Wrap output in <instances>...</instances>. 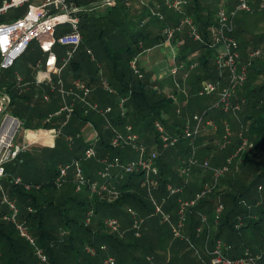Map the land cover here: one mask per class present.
Here are the masks:
<instances>
[{
	"label": "trees",
	"instance_id": "16d2710c",
	"mask_svg": "<svg viewBox=\"0 0 264 264\" xmlns=\"http://www.w3.org/2000/svg\"><path fill=\"white\" fill-rule=\"evenodd\" d=\"M138 1L143 5L139 12H133L129 7L131 4L129 2L132 0H115L112 5L106 4L105 13L97 12V7L100 6L90 8L77 1L78 5L85 6L79 12L82 34L79 48L91 40L92 25L100 26L99 37L103 41L106 64H97L90 69L83 64L84 61H72L71 69L63 79V85L53 86L54 91L48 89V86H45V89L54 98L53 92L59 94L61 88L65 91L77 90V83L83 82L91 89L89 101L96 102L100 108L112 107V112L107 117L95 111L86 114L85 105L76 98L79 105L70 116L74 119L73 123L67 125L70 121L68 120L65 124L64 134L67 136L59 135L58 137H62L59 144L66 147V150L58 153L56 167L50 165L47 168L51 172L47 181L41 179V175L47 174L45 169L39 170L37 166H30L32 162L44 163V155H37L34 158L31 155V159L27 160L24 154L28 150L26 149L18 159L14 160L20 159L19 164L12 165L14 161L10 162V170L14 174L24 171V177L18 176L21 177L23 184L30 185L31 189L27 190L24 185L11 183L13 179L11 177L5 185L2 183V189L0 188L2 196L0 264L40 263L35 247L19 235L12 223L3 219L8 212L3 203L4 192L16 200L20 219L26 222L38 247L42 248L47 255L48 264H102L105 255L109 253L116 258L117 264H209L210 251L213 250L217 240H222L230 246V249L225 250L226 257L240 258L249 251L252 255L262 254L257 264H264V61L260 58L251 59L248 55L250 46H259L262 42L264 43V34L258 37L253 36L249 32L253 24L247 27L242 22L244 18H251L255 14H261L264 21V8H260L261 0H251L253 12L241 13L235 19L234 36L239 42L241 63L248 67V79L238 89L237 97L241 99V102L243 101L242 109L234 115L224 114L223 111L213 107L218 100L217 94L199 95L204 80L214 81L220 75L215 63V50L210 45L213 42V31L218 25L217 12L221 1L187 0L185 14L181 15L175 11L174 14L164 15L163 20L152 16L153 8L148 9L143 0ZM230 1L228 5L232 7L229 4ZM89 14L92 16L90 17ZM184 15L193 19L203 42H197L191 38L188 30L178 33L175 38L174 43L183 41L175 61L187 66L192 62H198L195 69L188 70L190 77L187 88L189 104L192 105L187 104V111H180L176 106L178 101L175 102L169 98L166 90L157 80L151 79L152 76L144 72V78L140 79L131 69L130 62L146 50L165 42L162 29L158 30L157 23L161 25V22L162 28L175 26ZM241 15L243 17L239 18ZM135 17H138L140 21L139 28L117 31V26L127 23L131 25ZM147 17L154 18L144 23ZM106 36L112 45L104 42ZM36 59L35 52L31 53L24 65L25 68L20 70L28 82L35 81L33 70L38 61ZM14 78V72L4 75L0 80V92L6 91L11 96L10 106L11 109L13 108L11 115L22 120L26 129H53L55 121L68 119L64 113L46 122L48 115L42 113L43 108L39 100L32 104L35 95H41V93L34 91L36 87L33 84L31 86L33 93L24 94L22 89L17 88ZM103 80H106L116 91L115 94L108 93L101 87ZM124 98H126V113L122 116L119 104ZM60 105L61 101L53 99L51 105L47 106L46 112L54 114L60 110ZM214 111L218 130L213 131L210 128L214 134L210 141L202 143L203 140H198L195 158L199 161V165L191 166V173L188 175H191V178L181 177L180 168L192 156L189 140L184 138L187 118L192 119L196 113H200V115L205 114L207 121ZM106 118L111 123L110 127L106 126ZM35 119L39 122L33 126ZM224 121H228L231 137L226 136L227 127ZM89 122L94 123L98 132L97 158L90 160L85 157L90 140L86 141V137H83L81 132V128L89 125ZM156 122H160L170 135L180 138L177 147L162 148L155 129ZM203 125L202 132L207 127L206 122ZM127 126H132L133 131L139 135L140 142L145 144L150 152L156 151L159 154L157 164L160 169L158 177L160 190L168 199L165 209L171 213L173 222L177 220L179 197L193 198L197 192L203 190L206 183L213 182V169L224 166L228 158L237 154L229 167L230 172L219 179L217 188L204 196L188 213L184 228L185 239L174 240L171 226L162 224L160 219L154 218L155 209L148 200L147 191L141 187L142 173L128 175L117 182L115 185L119 191L118 194H92L88 187L76 191V182L72 175L61 186L56 184L59 174L58 166L62 163L80 161L85 173L93 177L92 171L96 167H101L97 162L99 158L107 155L111 159L131 158L130 147L114 149L111 146L116 130L126 132ZM232 130L236 137L234 135L232 137ZM70 134L74 136L71 149L67 146ZM231 138V143L228 144ZM244 139L248 140L249 146L238 152ZM225 143L228 145L226 144L223 148ZM214 149L225 151V153L222 156L216 153L212 155ZM132 158L136 156L132 155ZM209 164L214 166L211 167ZM6 171L7 173L9 171L7 166ZM31 178H35L36 181H31ZM187 179L189 180L186 181ZM167 184L182 187L184 192L180 196H169L166 190ZM219 205H223L224 210L217 218ZM129 209L135 210L144 219L140 238H137L131 229L132 217ZM202 216L208 218V223L199 237L197 228L202 224ZM88 217L90 221L87 223ZM106 218L119 219L122 229L119 232L107 229L104 224ZM192 244L198 248L199 252L192 249ZM103 245L107 246L106 252L100 250ZM88 246L98 249L95 256L87 252Z\"/></svg>",
	"mask_w": 264,
	"mask_h": 264
},
{
	"label": "built area",
	"instance_id": "2783aa9c",
	"mask_svg": "<svg viewBox=\"0 0 264 264\" xmlns=\"http://www.w3.org/2000/svg\"><path fill=\"white\" fill-rule=\"evenodd\" d=\"M34 0H5L0 8V15L5 14L12 8L28 6L27 13L11 23L0 24V72L2 70L11 69L14 64L27 52L30 45L35 41H38L42 47L51 48L55 44H60L67 48V56L70 59L75 51L79 48L82 41V34L80 31V16L84 8L78 7L67 0H42L41 4L33 5ZM167 6L170 9L177 11L179 14H185V8L188 6L187 0H166ZM221 5L217 12L218 25L213 31V42L210 45L215 50V63L219 71H228V83L225 86H220L221 80L217 81H205L202 83V88L199 91V95H218V100L213 106L221 111L228 113L230 111H240L242 108V102L237 101V92L248 79V67L241 63V55L239 51V42L234 36L235 31V19L241 13H252L253 6L251 0H236L232 7H229V0H220ZM114 4L115 0H107L106 4ZM260 8H264V0H261ZM152 16L164 19V14L157 11H151ZM147 20L144 21V23ZM143 23V24H144ZM188 33L195 41L203 42L202 36L197 30V27L193 19L184 15L182 20L175 26H165L162 29V35L165 37V43L172 44L178 33ZM182 45L181 41L177 42V50ZM261 55V50L257 49L250 54V58L258 57ZM176 56V55H175ZM139 56L135 57L130 62V67L134 74L140 79L144 78V73L139 66ZM175 58V57H174ZM198 66V62H192L189 66L184 63H175L170 69V76L174 78L175 86L180 91L182 90L181 84L178 81V76L182 72L193 70ZM50 77L44 78L42 72L38 80L39 84L48 82L50 83ZM18 84H22V78L18 77ZM77 90L65 91L61 88V93L64 97L72 95L74 98H78L85 105V113L95 111L101 114L103 117H107L112 112V107L100 108L97 103L89 101L88 97L91 93V89L83 82L77 83ZM101 87L108 93L115 94L116 91L109 85L106 80H103ZM168 97L172 98L175 102L178 101L175 94L168 93ZM236 100V101H235ZM11 96L6 92H0V188L2 189V181L6 177V165L16 159L19 155L26 151L28 148L25 145L15 144V139L19 133L22 122L19 118L11 115L8 111L11 105ZM126 98L122 99L119 104L120 113L125 116ZM235 101V102H233ZM74 111L73 104H65L59 111L52 114L47 121L52 118L58 117L62 114H66L69 119ZM205 114H196L192 119L186 122L184 129V138L189 140L192 147V156L187 163L180 168V176L183 177L191 172L192 165H198V160L195 158L196 145L195 140L200 133L201 127L205 122ZM106 126L110 127L111 123L106 118ZM208 125H212L211 121L206 122ZM227 137L231 136V131L228 124ZM155 129L159 135V140L164 149L175 148L179 144L180 138L178 136L170 135L165 127L160 123H155ZM57 135L60 132H56ZM68 140H72V136L68 137ZM97 135L94 139L90 140L89 146L85 151L86 159L97 158L96 150ZM226 144L223 146L225 147ZM248 140L244 139V146L247 147ZM111 146L114 149L130 147L137 153V158L127 162H120L118 160L111 159L109 156L104 157L101 162L103 163V169L99 175L102 179L95 180L85 175L82 164L80 161H74L71 163L63 164L59 166V174L56 179V184L61 186L69 177V172L74 171V180L76 182V191L82 190L84 187H88L92 194L104 195L106 193L118 194V192L112 190V171L118 170L120 177L124 175L143 174V180L141 187L148 193V199L155 209V215L161 218L163 224L171 226L174 240H183L184 228L186 225L188 213L194 208L198 202L213 189V186L230 170L233 158L227 159V163L219 168L213 169V182L212 186L206 183L203 190L198 192L191 199H183L179 197V210L177 213V220L173 222L172 216L164 209L167 197H163L159 202L154 193L160 190V182L156 177L159 173L157 167L158 153L156 151L150 152L148 147L140 142L139 135L133 131L132 126L126 127V132H115V135L111 141ZM235 156V155H234ZM11 183L15 185H24L25 189L30 190L31 186L23 184L20 177H15L11 180ZM166 190L169 196H180L184 189L179 186L167 184ZM4 192V191H3ZM3 203L6 205L8 212L4 215L3 219L14 225L19 235L35 247L36 256L38 257L39 264H48V258L43 249L39 248L33 235L30 233L26 222L20 219L19 208L15 199L10 198L4 192ZM224 210L223 205H219L217 210V218H219L221 212ZM129 214L132 217V230L137 238L141 237L142 225L144 219L141 218L138 213L129 209ZM92 214V213H91ZM90 214V215H91ZM90 221V217L87 219V223ZM208 223V218L202 216V224L197 228V236H201L205 231ZM105 227L111 231L119 232L121 230V222L117 218H106L104 220ZM230 249L226 243L222 240H217L214 244L213 250L210 251L211 261L209 264H257L262 258V254L252 255L249 251L244 253V256L240 258H229L225 256V250ZM87 252L95 256L98 249L93 246L86 248ZM101 251H107V246L103 245L100 248ZM261 255V256H260ZM102 264H117V260L110 253L106 254Z\"/></svg>",
	"mask_w": 264,
	"mask_h": 264
},
{
	"label": "crops",
	"instance_id": "0c3cea01",
	"mask_svg": "<svg viewBox=\"0 0 264 264\" xmlns=\"http://www.w3.org/2000/svg\"><path fill=\"white\" fill-rule=\"evenodd\" d=\"M3 1L4 0H0V8L3 5ZM67 1L70 2V3H72V4H74V5H76V6H78V7L85 8V6H80V5L77 4V1L78 0H76V1L75 0H67ZM101 1L102 2H105V4L107 2V0H101ZM41 2H42V0H34L32 2V4L33 5H39V4H41ZM235 2H236V0H231L230 3H229L230 6H233L235 4ZM129 3H131L129 5V7L131 8V10L133 12H139V11L142 10L143 5L141 4L140 1H138V0H132V2H129ZM143 3H145V5H147L148 9H150V7H151V8H153V10L155 9V10H157L159 12H161L163 6H166L167 7V1L166 0H143ZM27 11H28V6H26L25 11L21 15H19L18 17H16V18L18 19V18L23 17L27 13ZM177 16H179V15H177ZM14 21H12V22H14ZM8 23H11V22H8ZM1 24H6V23H1ZM181 42L183 43V41H181ZM31 45H30L28 51L30 50ZM178 50H177V43L167 44V43L164 42L162 44H159V45L155 46L154 48H151V49L146 50L139 57V62L138 63H139V66L142 68L143 72L145 74H147L148 76H152L151 79H154L155 81L157 80V82L161 86L164 87V89L166 90L167 94L168 93L175 94L174 91L177 89L176 86H175L174 78L172 76H170V69L173 67V65L175 63H177L175 61V58L174 57L178 53ZM28 51H27V53H28ZM25 63L20 64V66L22 65V67L19 66V68L21 70H23L25 68V66H24ZM53 64L56 65V64H58V62H53ZM49 65H50V61L45 62L44 66H42V62L41 61H39V62L37 61L36 62L35 67H39V69L36 72H35V69L33 70L34 71L33 77L35 79L34 82H37L38 83V80L40 78V73L41 72H42V76H44V78L45 77L46 78H49L50 77V73L49 72L50 71H54V69L51 68V67L49 68ZM30 66H31V64H30ZM44 69L46 71H44ZM189 73L190 72H188V71L182 72L178 76V78H177L178 81H179V83L181 84L182 89L184 90V91L176 90V94H175L177 96V99H178V102L176 103V106H177V108H179L178 110H180V111H183V110L184 111H187L186 110L187 109V104H189V101H190V99H189V93H188V88H187V83H188V80H189V77H190ZM14 74H15V78L14 79H15L17 88L22 89L23 92H24V94H26V95L33 93V90H31V86L33 84H35V83H33L32 81H29V82L26 81L24 79L25 76H23V74L20 73L19 71H15ZM219 74L220 75H219L218 79H216L214 81H217L219 79L221 80L222 77H225V78H223V80H221V83H220V86H225L228 83V78L225 76L224 72L219 71ZM18 77H21L22 78V84H18ZM61 79H62V80H60V81H62L61 82V85H63V78H61ZM50 81H51V78H50ZM205 81H210V80H204L203 82H205ZM47 83L48 82H45L44 84L42 83L44 86L41 85V84H35L34 85L36 87V89H34V91L37 92V93L40 92L41 95H37L36 94L35 95V98H33L34 101L32 100V104L33 103H36L37 100H39L41 107L44 109V108H47V106L51 105V102L53 101V99H56V101H58V102L61 101V105H60L61 107L65 104V102H67L68 104H73L74 109L77 107V105H79L78 102H76V98H74L72 95H68V96L64 97L63 94L60 93V92H59V94L53 92L54 98H53V96H50L46 92V89H45V86H48ZM51 91H53V90L51 89ZM92 103H94V102H92ZM189 105L191 106L192 104H189ZM10 108H11V106L9 107V110H10ZM52 114L53 113H50L46 117V122H48L47 120H48L49 116L52 115ZM196 114H200V113H196ZM215 115L216 114L213 113L212 114V117L211 118L209 117L207 119V121H211L212 122L211 127H214L216 130H218V123H217V119H216ZM57 119H59V118H57ZM68 120H70L69 121V124H67ZM73 120L74 119L72 117V118L67 119V120L66 119L65 120L64 119L63 120L60 119L57 122L55 121L53 123V124H55L53 129H46V130L45 129H37V130L26 129V132H27L26 133V138H27V140L28 139L30 140L29 143L27 144V147H28L27 149H29V147H32L34 145H39L41 147H44V149L45 148H53V147H56V145L59 143V140L62 139V137L61 138H58L59 135H62L64 137L67 136V135L64 134V130L66 129L65 124L70 125L71 123H73ZM207 121H206V118H205V122H207ZM22 124H24L23 121H22ZM214 128H213V131H216ZM42 131H43V134L40 133ZM56 132H60V134L57 135ZM81 132L84 135L83 137H86V141L87 140L94 139L96 135L98 136L97 129L94 127V123L92 124L91 122H89V125L87 124L84 127H82L81 128ZM69 136H72V135L70 134ZM78 137H80V136H78ZM42 140H47V142H42ZM24 142H25V140L23 139V145H25ZM67 142H68L67 143L68 144L67 146L71 149L72 146H73V142H74V136H72V140L71 141L67 140ZM19 145H21V144H19ZM64 150H66V147L60 146L59 151H64ZM128 150H130V149H128ZM129 152H130V157L131 158H128L127 160H125V159L123 160V159H120V158L117 157L115 159L118 160V161H120V162H127V161L134 160V159L137 158V153L135 154L132 149ZM28 153H29V150L26 153H24V154H28ZM40 155H42V153ZM132 155H135L136 158H132ZM107 156H109V155H107ZM102 159L103 158H101V159L99 158L97 160V162L100 163V166L101 167H96L94 169V171H92L93 173H91V174H93L92 175L93 177L88 176L85 173V170L83 169L85 175H87L88 177H90L92 179L102 181V179H101V177L99 175L100 171H102V169H103V163L101 162ZM61 165H63V163L60 164L59 166H61ZM30 166L41 167V166H43V163H40V164L32 163V164H30ZM157 167H158V170H159V173H160L159 166L157 165ZM82 168H83V165H82ZM159 173H158V175L156 177H159ZM6 174H8V173H6ZM70 175H72L74 177V171L69 172V176ZM117 175H118V178L121 179L120 178L119 171L118 170H113L112 171V180H111L112 183H113L114 178L117 177ZM8 176L9 175H6L5 179ZM126 176H128V175H126ZM211 176H212V174H211ZM15 177H20V176L16 175V176H13L11 178H15ZM188 180L189 179H187L186 181H188ZM119 181H122V179L121 180H118L117 179V182H119ZM154 196L160 202L165 195H162L161 190H159V191H157V192L154 193ZM167 202H168V199L166 201V204H167ZM166 204L164 205V209H165ZM168 213H170V212H168ZM155 217L158 218V219H160V222H161V218L159 216L156 215ZM121 229H122V226H121Z\"/></svg>",
	"mask_w": 264,
	"mask_h": 264
},
{
	"label": "rangeland",
	"instance_id": "374dc122",
	"mask_svg": "<svg viewBox=\"0 0 264 264\" xmlns=\"http://www.w3.org/2000/svg\"><path fill=\"white\" fill-rule=\"evenodd\" d=\"M82 4H86V6L88 7H96V6H100V7H97V12L99 13H105L106 11V4L105 2H102L101 0H79ZM26 9V6H21V7H16V8H12L10 9L8 12H6L5 14H1L0 15V24L1 23H8V22H12L14 21L15 19H17L16 17L19 16V13H23ZM170 9V8H169ZM166 6H163L162 8V11L161 13H163L164 15H167L169 13H175V10L171 9L169 10ZM93 14H96V13H93ZM243 15V14H242ZM240 16L239 18L243 17V16ZM89 16L91 17L92 14H89ZM134 18V16H133ZM154 17H147L145 18L146 20H148V22L153 19ZM105 22V21H104ZM139 20H138V17H135V20L133 21V23L131 25H128L129 23L125 24V25H119L117 26V31H129V30H132V29H137L139 28ZM147 22V23H148ZM243 25L245 26H249L250 24L252 25L249 29V32L253 35V36H256L258 37L259 35L261 34H264V21H263V18H262V15L261 14H255L253 16H251V18L247 17V18H244L243 19ZM160 24L162 25V23L160 22ZM98 25V24H96ZM157 23V27L159 28L158 30L160 29H163L161 26ZM91 34H92V38L90 41H88L87 43H84L79 49H77L74 53V55L68 59V56L66 54L67 52V48L65 46H62L60 44H55L54 46H52L51 48H45V47H42L41 44L38 42V41H35L34 43H32L31 45V48L30 50L28 51V53L25 55H23L16 63V65L14 66V68L12 69H9L8 71L7 70H2L0 72V80L4 77V75L6 76L7 74H12L13 72L15 71H19L20 73H22L19 69V65L20 64H23L27 61V58L30 56L31 53H34L35 52V58L36 61L38 60L42 62V66H44L45 62H48L50 61V65H49V68H53L54 71H50V78H51V83H47L48 85V89H52V87L54 86H61V82L60 80H62L61 78L64 79L66 73L68 71H70L71 69V63L72 61H84L83 64L87 65L90 69L93 68L95 65L97 64H106V61H105V58H104V55H103V41L102 39L99 37L100 35V26H94L92 25L91 29ZM110 35V34H109ZM104 42L108 45H112L111 41L109 38H107V36L104 38ZM129 42V41H128ZM40 44V45H39ZM257 49H260L261 50V55L258 56V57H254L255 59L256 58H260L262 59V61H264V43L262 42L259 46H250L249 49H248V55L250 57V54L252 52H255ZM34 50V51H33ZM253 58V59H254ZM252 59V58H251ZM53 62H58V64L54 65ZM30 65V63H28ZM35 69V72L39 69V67H34ZM48 70V69H47ZM44 71H46L44 69ZM225 76L228 78V71L227 70H223ZM23 74V73H22ZM223 78L225 77H222L221 80H223ZM35 84H39L37 82H34ZM34 84V85H35ZM44 84V83H43ZM41 84V85H43ZM44 86V85H43ZM54 91V89H52ZM181 91H184L183 89ZM236 101V100H235ZM233 101V102H235ZM237 101L238 102H241V99L238 97L237 98ZM31 110V108H29ZM242 109V108H241ZM9 110V109H8ZM220 110V109H219ZM217 111V110H215ZM214 111V113H215ZM9 113L10 114H13V108L9 110ZM42 113L45 115H49L50 112H46V108H44L42 110ZM224 114H237L238 111H230L228 113H225L223 112ZM216 114V113H215ZM196 115V114H195ZM51 116V115H50ZM49 116V117H50ZM34 119V118H33ZM191 119V117H190ZM189 120V118H187V121ZM22 122V121H21ZM39 122L38 119H35L33 121V126H36L37 123ZM214 122V121H213ZM226 124H228V121H224ZM215 124V123H214ZM204 126V125H203ZM203 126L201 127V130H200V133L198 134L196 140H195V145L197 144L198 140H203L202 143L204 142H208L210 141V139L212 138V136H214V134H212V130L210 128H214V127H211V125H206L207 127H205V130L202 132V129H203ZM215 129V128H214ZM229 129H230V126H229ZM216 130V129H215ZM217 131V130H216ZM43 132V131H42ZM26 128H25V125L23 124V126L21 127L19 133L17 134V137L15 139V144H21L23 145V139L25 140V146H27V144L29 143V139L27 140L26 138ZM233 135L235 136V132H233L232 130V137ZM227 136V135H226ZM231 137V136H230ZM236 137V136H235ZM227 139V138H226ZM231 140L232 138L230 139V141L228 142L231 143ZM227 144V143H225ZM227 144V145H228ZM60 146L61 144H57V147H53V148H45L44 147H41L39 145H34L32 147H29V153L28 154H25L27 156V160H30L31 159V155L32 157L34 158L35 156L37 155H40L42 153V155L45 156V162L43 163V166H41L40 168L38 167L39 170H42V169H45L47 174L45 175H41V179L42 181H47L49 178H50V174L51 172H49V170L47 169L50 165H52L53 167H56V164L55 163H58V153L60 152L59 149H60ZM244 146V141L241 145V147L238 149V152L244 150L242 149V147ZM249 146V144H248ZM163 148V147H162ZM224 148V146H223ZM164 149V148H163ZM169 149V148H168ZM27 150V151H28ZM163 152V151H162ZM197 152V151H196ZM214 153H211L212 155H220L222 156V154L225 153V151H219L218 149H214L213 150ZM134 153L136 154V152L134 151ZM25 155H23V158L25 159ZM159 156V154H158ZM237 154L235 156H231L233 158V161L234 159L236 158ZM20 160V159H19ZM19 160L17 161H14V163H11L12 165L13 164H19ZM33 163V162H32ZM30 163V164H32ZM54 163V164H53ZM71 163V162H70ZM64 164H67V163H64ZM207 164V162L205 163ZM158 165V164H157ZM198 165H199V161H198ZM196 165V166H198ZM210 165V164H209ZM9 169L8 171V174L9 175L6 179H3L4 182L2 181L3 185H5L7 183V181L9 180L8 178L9 177H13L15 175H20V176H23L25 173H23L24 171L22 172H19L17 174H14L11 170H10V163H8L6 165ZM211 166V165H210ZM214 166V165H213ZM211 166V167H213ZM216 167V166H215ZM99 169V168H98ZM72 171V170H71ZM70 171V172H71ZM230 172V170L228 171ZM191 173V172H190ZM189 173V174H190ZM188 174V175H189ZM188 175H185V176H188ZM126 175H124L123 177H120L122 180L125 179ZM24 177V176H23ZM125 177V178H124ZM184 177V176H183ZM158 178V177H157ZM187 178H191V175L188 176ZM117 179L118 180H121L118 178V175L117 177L114 178L113 180V183H112V190L116 191V192H119L118 189H117V186L115 185L117 183ZM250 180H252L250 178ZM31 181H36L35 178H31ZM218 183V182H217ZM211 184L212 186L214 185V182L212 183H209ZM217 185V184H216ZM217 186L215 187V185L213 186V189H216ZM211 190V191H212ZM210 191V192H211ZM208 192V193H210ZM198 193V192H197ZM148 195V193H147ZM208 195V194H207ZM3 199H4V196H3ZM2 200V196L0 194V202ZM0 207H1V204H0ZM223 213V211L221 212V214ZM220 214V215H221ZM220 217V216H219ZM156 218V217H154ZM153 218V219H154ZM158 219V218H157ZM159 220V219H158ZM122 226V224H121ZM192 249L195 250V252H199L198 251V248L192 244ZM172 250H174V248L172 247ZM261 256V255H260ZM261 260V259H260ZM259 260V261H260ZM258 262V261H257Z\"/></svg>",
	"mask_w": 264,
	"mask_h": 264
},
{
	"label": "bare ground",
	"instance_id": "6f19581e",
	"mask_svg": "<svg viewBox=\"0 0 264 264\" xmlns=\"http://www.w3.org/2000/svg\"><path fill=\"white\" fill-rule=\"evenodd\" d=\"M41 134H43V132H40ZM42 142H47V140H42Z\"/></svg>",
	"mask_w": 264,
	"mask_h": 264
}]
</instances>
